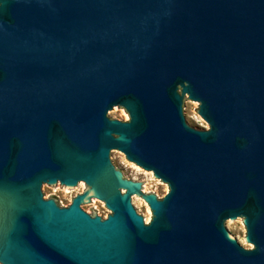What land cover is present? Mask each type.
Segmentation results:
<instances>
[{"label":"water","instance_id":"obj_1","mask_svg":"<svg viewBox=\"0 0 264 264\" xmlns=\"http://www.w3.org/2000/svg\"><path fill=\"white\" fill-rule=\"evenodd\" d=\"M0 264H264V0H0Z\"/></svg>","mask_w":264,"mask_h":264}]
</instances>
